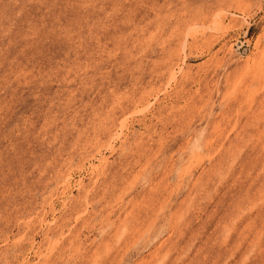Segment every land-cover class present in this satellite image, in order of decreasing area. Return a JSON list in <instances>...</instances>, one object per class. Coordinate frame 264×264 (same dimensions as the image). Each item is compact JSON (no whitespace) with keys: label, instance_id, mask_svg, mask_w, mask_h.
<instances>
[{"label":"rangeland","instance_id":"obj_1","mask_svg":"<svg viewBox=\"0 0 264 264\" xmlns=\"http://www.w3.org/2000/svg\"><path fill=\"white\" fill-rule=\"evenodd\" d=\"M0 264H264V0H0Z\"/></svg>","mask_w":264,"mask_h":264}]
</instances>
